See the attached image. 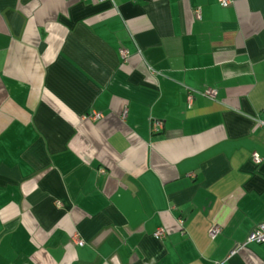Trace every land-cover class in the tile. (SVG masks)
I'll use <instances>...</instances> for the list:
<instances>
[{
  "label": "crops",
  "instance_id": "obj_1",
  "mask_svg": "<svg viewBox=\"0 0 264 264\" xmlns=\"http://www.w3.org/2000/svg\"><path fill=\"white\" fill-rule=\"evenodd\" d=\"M263 221L264 0H0V264H264Z\"/></svg>",
  "mask_w": 264,
  "mask_h": 264
},
{
  "label": "built area",
  "instance_id": "obj_2",
  "mask_svg": "<svg viewBox=\"0 0 264 264\" xmlns=\"http://www.w3.org/2000/svg\"><path fill=\"white\" fill-rule=\"evenodd\" d=\"M100 1H109L111 2L113 5H116V1L117 0H100ZM233 0H219L220 4L222 6H228L232 3ZM195 16L197 18L201 17V8L197 7L194 11ZM120 54L122 56L123 59H126L128 56V50L125 48H121L120 49ZM195 93H200L206 97H209L211 99L216 98L217 96V90L213 87H207L205 89L202 90H196V89H191L188 92V102L189 104H191L194 94ZM127 115V108H124L123 112H122V117L125 118ZM86 118H91V119H101L103 117V114L101 112L98 111H93L92 113H90L89 115L85 116ZM163 125L164 122L161 119H152L151 120V131L153 133L159 132L163 129ZM252 160L255 164H259L262 162L263 158L261 157V155L254 151L252 153ZM221 232V226L214 222L210 229H209V235L212 239L216 238V236ZM155 236L159 239H164L167 236V231L164 228H159L156 232H155ZM77 242L82 244L83 240L77 238ZM248 242H256V243H264V221L259 223L258 225H256L252 231L249 233L246 242L242 243V244H237L234 249L231 251V253L229 254V256H231L232 254L240 251ZM228 256V257H229ZM223 260H214L211 262V264H223Z\"/></svg>",
  "mask_w": 264,
  "mask_h": 264
}]
</instances>
